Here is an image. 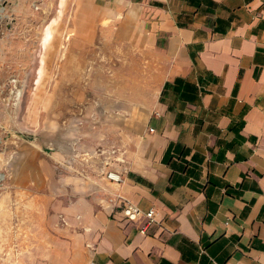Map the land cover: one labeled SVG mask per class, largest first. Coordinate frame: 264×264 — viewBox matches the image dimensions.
Listing matches in <instances>:
<instances>
[{
	"label": "crops",
	"instance_id": "obj_1",
	"mask_svg": "<svg viewBox=\"0 0 264 264\" xmlns=\"http://www.w3.org/2000/svg\"><path fill=\"white\" fill-rule=\"evenodd\" d=\"M95 15L151 47L159 85L145 106L91 107L86 145L43 151L36 185L18 174L14 189L39 190L21 264H264V0H105ZM101 146L123 153L122 183L86 155ZM114 194L157 211L147 233Z\"/></svg>",
	"mask_w": 264,
	"mask_h": 264
},
{
	"label": "rangeland",
	"instance_id": "obj_2",
	"mask_svg": "<svg viewBox=\"0 0 264 264\" xmlns=\"http://www.w3.org/2000/svg\"><path fill=\"white\" fill-rule=\"evenodd\" d=\"M104 2L0 0V264L22 263L32 230L20 217L39 208V190L13 188L18 174L34 186L44 175L43 151L86 145L91 107L102 114L109 104L145 106L158 88L156 53L108 29L95 15ZM72 117L79 120L70 126Z\"/></svg>",
	"mask_w": 264,
	"mask_h": 264
},
{
	"label": "built area",
	"instance_id": "obj_3",
	"mask_svg": "<svg viewBox=\"0 0 264 264\" xmlns=\"http://www.w3.org/2000/svg\"><path fill=\"white\" fill-rule=\"evenodd\" d=\"M86 153L90 159L94 156H98L101 159V169L107 178L116 185L122 183L123 172L118 165L119 163H123L125 159L122 157L123 153L121 154L120 148L115 146H101L94 151H86ZM109 201L111 203H118V201H121L122 213L126 221L136 222L140 219H144L145 221L141 229L143 233H147L150 227L157 221V211L154 208L144 211L140 206L126 199L121 194H114L109 198Z\"/></svg>",
	"mask_w": 264,
	"mask_h": 264
}]
</instances>
